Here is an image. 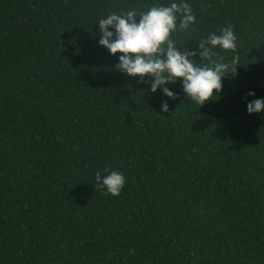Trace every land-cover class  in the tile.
<instances>
[{"label":"trees","instance_id":"1","mask_svg":"<svg viewBox=\"0 0 264 264\" xmlns=\"http://www.w3.org/2000/svg\"><path fill=\"white\" fill-rule=\"evenodd\" d=\"M169 2L0 0V264H264V113L246 111L264 98V0H188L181 51L238 38V76L203 106L179 81L175 100L145 92L98 44L108 13ZM112 170L119 196L95 180Z\"/></svg>","mask_w":264,"mask_h":264},{"label":"clouds","instance_id":"2","mask_svg":"<svg viewBox=\"0 0 264 264\" xmlns=\"http://www.w3.org/2000/svg\"><path fill=\"white\" fill-rule=\"evenodd\" d=\"M195 22L196 16L188 0L153 4L147 11H113L96 23L99 26L98 44L118 60L115 65L118 72L139 77V82L148 86L145 92L150 89L155 94L159 90L165 97L175 100L177 95L168 85L179 81L189 101L203 106L219 97L214 93L222 92V81L229 73L233 78L238 76V38L229 24L221 28L219 34L207 35L195 49L183 47L184 51H181L172 34L188 30ZM216 49L231 51V61L226 62ZM197 56L199 61L195 59ZM202 61L207 63H198ZM247 96L255 97L256 94L249 91ZM160 111L169 112L167 100L161 103ZM246 111L249 115L264 113V98L246 99ZM95 180L107 194L119 196L126 176L119 170L106 175L98 171Z\"/></svg>","mask_w":264,"mask_h":264}]
</instances>
